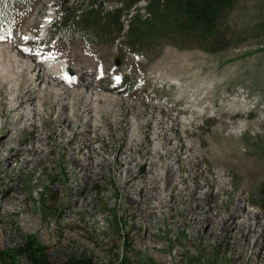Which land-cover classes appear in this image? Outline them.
I'll return each mask as SVG.
<instances>
[{"label": "rangeland", "instance_id": "374dc122", "mask_svg": "<svg viewBox=\"0 0 264 264\" xmlns=\"http://www.w3.org/2000/svg\"><path fill=\"white\" fill-rule=\"evenodd\" d=\"M91 1L23 0L0 17V43L19 37L31 39L32 31L38 30L37 39L46 36L47 46L60 54L61 62L66 60L67 67L96 73V80L91 81L94 92L126 100L128 109L122 102L106 103L101 107L104 112L97 109L101 128L91 136H103L94 143L98 150L101 143L111 144L112 152L101 154L107 163L127 136L137 131L136 125L143 130L148 121L146 106L159 104L170 118H178L183 134L191 135L187 142L203 151L206 161L202 169L210 167L225 175L230 183L226 201L238 196L250 182L249 203L255 213L264 215V0H238L223 18L215 43L188 37L153 42L131 53L118 44L50 39L52 25L68 9L84 11ZM144 1L135 8L147 16L144 8L148 2ZM98 3L109 12L121 8L116 2ZM135 13L132 9L121 19L125 30ZM22 47L29 52L33 49ZM71 75L74 79V73ZM113 84L120 87L114 89ZM6 89L0 98L5 113ZM84 110V105L74 110L77 125L87 122ZM56 117L52 101L46 98L42 120L37 124L43 120L50 123L51 159L23 171H19L20 163L13 166L9 179L16 186L15 196L23 203L0 212V252L15 249L30 236L53 264L82 259L114 264L118 257H125L124 264H247V257L238 260V253L224 242H207L188 227L179 230L171 226L169 214L164 222L158 216L151 221L150 236L144 227L136 228L129 212L124 211L127 205L121 171L111 168L97 177L72 172L67 150L77 129L57 139L60 128ZM12 119L6 117L4 129L12 127ZM235 160L241 165L248 163L252 171L240 170L232 163ZM177 167L175 164L174 169ZM181 174L187 176V172ZM4 183L0 172V198L5 193ZM82 196L87 199L84 207L75 208L74 200ZM17 264L28 263L20 259Z\"/></svg>", "mask_w": 264, "mask_h": 264}, {"label": "bare ground", "instance_id": "6f19581e", "mask_svg": "<svg viewBox=\"0 0 264 264\" xmlns=\"http://www.w3.org/2000/svg\"><path fill=\"white\" fill-rule=\"evenodd\" d=\"M21 40L26 45L29 39L19 37L0 43V98L2 90L7 88L4 104L8 108L5 113L0 103V172L6 185L4 198H0V212L22 202L15 196L16 186L9 179L13 166L20 163L19 171H23L34 163L42 166L51 159L50 123L43 120L41 125L37 124L42 118L45 99L50 98L60 128L57 139L64 137L66 131L77 129L67 150L72 172L81 177H97L107 169L121 171L119 177L127 205L124 211L129 212L136 228L144 227L150 236L151 221L158 216L164 222L169 214L171 226L179 230L188 227L207 242L222 241L238 253V260L247 257V264H264V215L255 213L249 203L250 182L227 202L224 196L230 183L225 181V175L210 167L202 169L206 161L203 151L187 142L191 135L183 134L178 118H170L159 104L146 106L148 121L143 130L136 125L137 131L127 136L107 163L101 154H110L111 144L101 143L98 150L94 143L102 141L103 136H91L101 128L97 109L102 112L101 107L109 102H122L124 109H128L126 100L94 92L91 81L96 80V73L67 67L66 60L61 62L60 54L48 46L29 52L22 47ZM82 105L87 122L77 125L74 110ZM9 115L13 116L12 127L6 130L3 125ZM171 162L178 165L177 169ZM232 163L240 170L252 171L248 163L241 165L236 160ZM181 172H187V176ZM86 200L85 196L74 200V207L83 206Z\"/></svg>", "mask_w": 264, "mask_h": 264}, {"label": "trees", "instance_id": "16d2710c", "mask_svg": "<svg viewBox=\"0 0 264 264\" xmlns=\"http://www.w3.org/2000/svg\"><path fill=\"white\" fill-rule=\"evenodd\" d=\"M23 0H0V17L22 3ZM70 1V0H69ZM121 5L106 11L102 3L92 0L83 10L68 9L65 16L51 27L56 40L83 39L86 42L107 46L118 44L131 53L142 51L153 42L179 41L191 37L197 41L215 43L222 20L238 0H147L141 15L136 5L144 0H106ZM134 9L125 30L121 19ZM126 39L125 42L120 41ZM24 259L28 264H53L46 257L45 249L33 237H25L20 245L7 252H0V264H17ZM125 257H118L114 264H124ZM63 264H96L92 260H69Z\"/></svg>", "mask_w": 264, "mask_h": 264}, {"label": "snow or ice", "instance_id": "6c2138e0", "mask_svg": "<svg viewBox=\"0 0 264 264\" xmlns=\"http://www.w3.org/2000/svg\"><path fill=\"white\" fill-rule=\"evenodd\" d=\"M25 39H27V38L25 37ZM116 80L119 82L121 80V78L119 76H117Z\"/></svg>", "mask_w": 264, "mask_h": 264}]
</instances>
